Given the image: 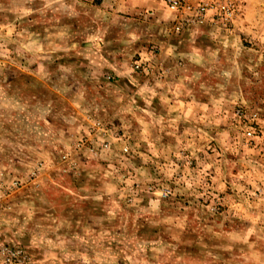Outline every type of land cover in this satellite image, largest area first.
I'll return each mask as SVG.
<instances>
[{"label":"rangeland","instance_id":"1","mask_svg":"<svg viewBox=\"0 0 264 264\" xmlns=\"http://www.w3.org/2000/svg\"><path fill=\"white\" fill-rule=\"evenodd\" d=\"M235 1L175 33L163 0H0V264H264V0Z\"/></svg>","mask_w":264,"mask_h":264},{"label":"built area","instance_id":"2","mask_svg":"<svg viewBox=\"0 0 264 264\" xmlns=\"http://www.w3.org/2000/svg\"><path fill=\"white\" fill-rule=\"evenodd\" d=\"M104 3L108 0H94ZM167 9L173 14L172 30L180 33L185 29L207 24L228 27L237 18L235 0H163ZM137 69L142 64H137Z\"/></svg>","mask_w":264,"mask_h":264}]
</instances>
